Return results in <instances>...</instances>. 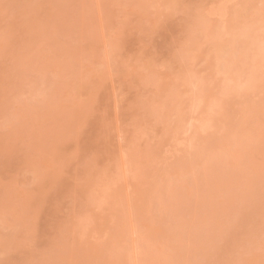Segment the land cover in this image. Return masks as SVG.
Returning a JSON list of instances; mask_svg holds the SVG:
<instances>
[{
  "label": "rangeland",
  "instance_id": "obj_1",
  "mask_svg": "<svg viewBox=\"0 0 264 264\" xmlns=\"http://www.w3.org/2000/svg\"><path fill=\"white\" fill-rule=\"evenodd\" d=\"M0 264H264V0H0Z\"/></svg>",
  "mask_w": 264,
  "mask_h": 264
}]
</instances>
